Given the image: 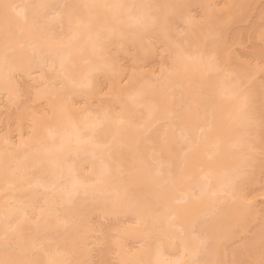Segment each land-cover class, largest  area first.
<instances>
[{"label":"bare ground","instance_id":"6f19581e","mask_svg":"<svg viewBox=\"0 0 264 264\" xmlns=\"http://www.w3.org/2000/svg\"><path fill=\"white\" fill-rule=\"evenodd\" d=\"M215 1L0 0V264H264V0Z\"/></svg>","mask_w":264,"mask_h":264},{"label":"rangeland","instance_id":"374dc122","mask_svg":"<svg viewBox=\"0 0 264 264\" xmlns=\"http://www.w3.org/2000/svg\"><path fill=\"white\" fill-rule=\"evenodd\" d=\"M214 1V0H213ZM217 1V0H216ZM215 1V2H216ZM198 7H195V9L193 10V12H192V14H196V15H198V13H200V9L198 8ZM199 11V12H198ZM250 18H252V17H250ZM253 22V19H249L248 21H246V22H242V23H239V24H235V26H234V28H238V29H245L247 26H251L250 24H252L253 25V23H251V21ZM182 23V22H181ZM181 23H176L175 25V29H177V31H179L180 29L181 30H183L182 29V27H183V25H181ZM178 25V26H177ZM184 28V27H183ZM248 28V27H247ZM246 28V29H247ZM174 29V30H175ZM174 32H176V30L174 31ZM181 32V31H180ZM244 40V39H243ZM235 48L236 49H239V51L241 50L242 52H244V54L246 53H248V54H250L251 52V48L253 49V47H252V44H251V41H249V40H247V39H245L243 42H242V44L241 45H236L235 46ZM241 52V53H242ZM250 52V53H249ZM247 54V55H248ZM165 56H166V53H165ZM119 58V57H118ZM122 58V59H121ZM121 58H119V62L120 63H122V64H126V62H124V61H126L125 59H123V57H121ZM166 58V57H165ZM167 60V59H166ZM155 62V61H154ZM156 63V62H155ZM155 63H153L154 65H155ZM152 64V65H153ZM149 66H152L151 64H148ZM156 70H157V68H155ZM262 77H264V76H262ZM22 79V78H21ZM20 80V79H19ZM20 82H21V80H20ZM22 83L24 84V82L22 81ZM24 94V93H23ZM0 96H2V95H0ZM24 97H28L29 95L27 94V96H26V93H25V95H23ZM23 98V97H22ZM23 99H25V98H23ZM3 98H1L0 97V118H1V115L4 113V111H5V109H4V106L2 105L3 103ZM3 119V117L1 118V121H0V132H2L3 130H1V129H4L5 128V126L4 125H6L4 122L5 121H3L2 120ZM12 139H14L13 137H12ZM260 198V197H259ZM259 200V199H258ZM133 216H123V217H121V218H117L116 220H112V218L111 219H103V221L102 222H104V223H109V222H119L118 224H122V223H131L133 220H134V218H132ZM102 220V219H101ZM114 224H117V223H114ZM252 230V229H251ZM236 240V239H235ZM240 240V239H239ZM238 241V240H237ZM236 241V242H237ZM232 242H235V241H232ZM231 242V243H232ZM235 242V244H238V242L236 243ZM129 243H131V245H133V246H136L138 243L135 241V240H133L132 242H130L129 241ZM233 244V243H232ZM236 246V245H235ZM229 247V246H228ZM232 247H234V246H232ZM231 247V244H230V247L229 248H232ZM96 253V252H95ZM112 262H114V261H112Z\"/></svg>","mask_w":264,"mask_h":264}]
</instances>
